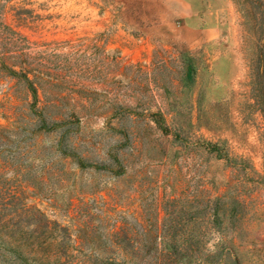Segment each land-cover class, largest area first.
Wrapping results in <instances>:
<instances>
[{"label": "rangeland", "instance_id": "rangeland-1", "mask_svg": "<svg viewBox=\"0 0 264 264\" xmlns=\"http://www.w3.org/2000/svg\"><path fill=\"white\" fill-rule=\"evenodd\" d=\"M0 126V264H264V0H0Z\"/></svg>", "mask_w": 264, "mask_h": 264}, {"label": "trees", "instance_id": "trees-1", "mask_svg": "<svg viewBox=\"0 0 264 264\" xmlns=\"http://www.w3.org/2000/svg\"><path fill=\"white\" fill-rule=\"evenodd\" d=\"M10 72L12 73L13 76L17 77L19 74L14 71V70H10ZM28 81V80H27ZM30 87V92L31 94H33V96H35V89L33 88L32 84H29ZM35 116L39 117L38 120V129H51V130H55L56 128L60 127L62 125V123L64 121L61 122H52L51 125L49 126L43 118L40 119L41 115L38 114H34ZM14 132L6 129V128H2L0 126V138L2 136H4L1 140L4 143H7L10 140V137L12 136ZM62 138L60 139V143H62ZM2 153V154H1ZM24 154H21L20 152L17 153V151L12 150L10 148H3L0 151V157L2 159H0V170L1 169H6V170H11L15 175L18 176V174H22L23 173V169H24V165L25 162H23L24 160L22 159V156ZM81 162H83V160H79ZM95 168L98 169H103V170H107V171H112V165L109 164H98L95 165ZM5 181L0 180V200L2 201V197L3 195L2 193V188H3V184ZM2 208V205L0 203V210ZM2 217V218H1ZM12 218H5L2 215V212H0V246H2V248L5 251H8V253L12 254V256H14V258H24L23 253L20 251L21 246H24L25 244L23 243L22 240V236L20 233V229H19V224L18 222H10ZM20 237V238H19Z\"/></svg>", "mask_w": 264, "mask_h": 264}, {"label": "clouds", "instance_id": "clouds-1", "mask_svg": "<svg viewBox=\"0 0 264 264\" xmlns=\"http://www.w3.org/2000/svg\"><path fill=\"white\" fill-rule=\"evenodd\" d=\"M219 241H220V237H219V235H217V237H216V243H219ZM209 248H212V245L211 244H209ZM213 251L215 250V249H212Z\"/></svg>", "mask_w": 264, "mask_h": 264}]
</instances>
